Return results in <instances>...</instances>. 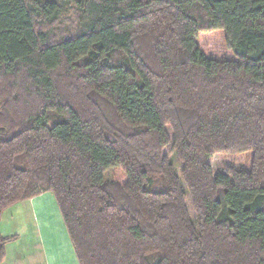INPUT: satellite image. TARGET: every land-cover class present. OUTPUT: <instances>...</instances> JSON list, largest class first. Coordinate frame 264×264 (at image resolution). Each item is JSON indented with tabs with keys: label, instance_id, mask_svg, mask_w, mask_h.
I'll return each instance as SVG.
<instances>
[{
	"label": "trees",
	"instance_id": "16d2710c",
	"mask_svg": "<svg viewBox=\"0 0 264 264\" xmlns=\"http://www.w3.org/2000/svg\"><path fill=\"white\" fill-rule=\"evenodd\" d=\"M43 193L79 264H264V0H0V222Z\"/></svg>",
	"mask_w": 264,
	"mask_h": 264
},
{
	"label": "crops",
	"instance_id": "0c3cea01",
	"mask_svg": "<svg viewBox=\"0 0 264 264\" xmlns=\"http://www.w3.org/2000/svg\"><path fill=\"white\" fill-rule=\"evenodd\" d=\"M0 233L16 237L7 244L1 264H79L52 193H43L5 210Z\"/></svg>",
	"mask_w": 264,
	"mask_h": 264
},
{
	"label": "rangeland",
	"instance_id": "374dc122",
	"mask_svg": "<svg viewBox=\"0 0 264 264\" xmlns=\"http://www.w3.org/2000/svg\"><path fill=\"white\" fill-rule=\"evenodd\" d=\"M69 24H70V21H69ZM56 28H57V25L53 26L52 27V33L53 34L54 32H56V35L58 37H62V36H67L68 34H66V31H64L63 29H60L58 31H56ZM215 33H224L222 31H217ZM209 37V36H207ZM215 38V42H212V44L214 43V50L213 51H218V52H223L224 54H226V49L224 47V44H223V36L222 35H218V36H214ZM207 39V40H206ZM200 41V46H205L204 42L205 41H210L208 38H202V39H199ZM223 54V55H224ZM225 56V55H224ZM53 117V115H52ZM170 148H167L165 151H164V154L167 155L168 152H169ZM252 153V152H251ZM251 153H246V154H251ZM170 161L171 163L173 164L174 166V169H175V173L177 174L178 177H181L182 175V170H183V163L179 160L178 158V155L177 154H172L170 156ZM210 164L214 170V174L215 175H219V174H222L224 173L225 169L230 167V168H235L237 170H245V171H250L251 169V164H252V156L251 155H241V156H227V155H215L212 159H210ZM183 187L184 189L186 190L185 188V185L183 183ZM159 188H161V185H159ZM187 198H188V201H187V206H188V210L190 212V215H191V218L193 220H195V214H194V211H193V208H192V203H191V200H190V195L187 194ZM7 216V215H5ZM4 221H7V217H4Z\"/></svg>",
	"mask_w": 264,
	"mask_h": 264
}]
</instances>
